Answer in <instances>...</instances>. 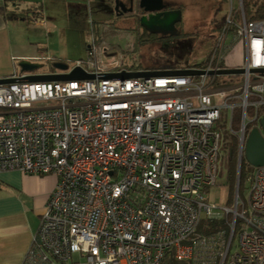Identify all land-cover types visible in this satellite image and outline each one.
<instances>
[{
  "label": "built area",
  "instance_id": "obj_1",
  "mask_svg": "<svg viewBox=\"0 0 264 264\" xmlns=\"http://www.w3.org/2000/svg\"><path fill=\"white\" fill-rule=\"evenodd\" d=\"M229 7L231 43L217 36L206 70L227 68L237 41L245 78L236 84L202 75L0 85V173L57 180L21 264H159L169 250L190 264H264V166L248 174L247 199L237 177L231 206L205 200L216 181L220 110H230L231 128L241 108L232 131L238 173L246 111L257 121L264 106V75L249 72L264 69V20ZM107 51L105 42L87 50L95 76L118 73Z\"/></svg>",
  "mask_w": 264,
  "mask_h": 264
},
{
  "label": "crops",
  "instance_id": "obj_2",
  "mask_svg": "<svg viewBox=\"0 0 264 264\" xmlns=\"http://www.w3.org/2000/svg\"><path fill=\"white\" fill-rule=\"evenodd\" d=\"M47 1L0 0V79L18 76L20 61L26 60L33 63L36 58L40 57L46 61L54 59L55 55H52L51 52L57 53L55 48L48 45L46 40L45 42L40 41V39H45L40 35L41 28L50 23L47 10H41L40 6L41 3L44 5V2ZM110 1L111 7L106 0H86L84 4V0H64L63 6L66 12L63 11L64 14L61 17L71 18L72 21L68 22H76L79 14H85L89 8L98 10L100 4L103 17L100 12L97 14L100 17H96L99 19L102 17L104 21L111 19L115 22L117 19L110 11L112 0ZM209 2L217 4L216 0H209ZM20 9L22 10L20 11ZM191 11V9L186 11V21L195 15L193 11V15L190 14ZM92 17L91 13L86 21L89 31L91 30ZM127 21L130 22L129 19H126ZM218 22L220 21L218 20ZM129 25L130 23L127 26ZM91 33L90 38H95V34L92 33L94 34L92 38ZM120 35L126 36L129 44L132 45L130 35ZM86 40L82 46L84 57ZM44 51H47V56L43 54ZM231 58V56L228 58L227 65L229 67L237 66L238 62L232 66L229 64ZM56 181L52 175H27L18 171L0 173V264H21L26 251L33 243L40 217ZM52 264L61 263L53 261Z\"/></svg>",
  "mask_w": 264,
  "mask_h": 264
},
{
  "label": "rangeland",
  "instance_id": "obj_3",
  "mask_svg": "<svg viewBox=\"0 0 264 264\" xmlns=\"http://www.w3.org/2000/svg\"><path fill=\"white\" fill-rule=\"evenodd\" d=\"M106 1L107 4L111 7V1L110 0H106ZM85 2L86 0H84L83 4ZM233 3L236 6V0H233ZM63 5H64V0L63 1L48 0L47 2H44V5L42 3L40 4L41 10H47L46 13H48V20H50L49 21L50 23L43 25L44 27L41 28L40 35L45 39H40V41L45 42L46 40L48 45H50L52 48H55V50L57 51V53L51 52L52 55H55L53 56L54 59L52 61H47L48 63L45 62V64H42L44 66V68L42 69L43 71H49V66H51L52 63L63 62L71 66L74 63V61L80 60L84 57V48L82 46L84 40L90 38L89 26L88 23H86V21L91 13L93 15L92 20L94 21V23L100 24L99 32H103L102 31L103 26L101 24L102 21H104V19L102 18L103 10H101L102 6L100 4L98 5V10H96L95 8L94 10L89 8L90 12L88 11L85 14H79L77 16L78 21L72 23L68 22V21H72L71 18L61 17V15L64 14L63 11L66 12V9ZM207 5H208V0L204 2V8ZM226 8L227 10L229 9V5L227 7V3H226ZM21 10L22 9H20V11ZM99 12L100 15L102 16L100 19L97 18L100 17L97 16ZM190 14H192V11ZM216 17L219 20L220 16H216ZM216 22L217 21H215L214 23ZM216 31H213V34L209 38H207V42L205 44L199 42L197 44V47L193 49L192 53L190 55H187L188 59H186L184 56L174 55L172 59V65L169 66L185 68L190 59H192V61L195 63H200L203 60V58L206 56L208 52V47L209 45L212 44V36L214 37ZM103 33L107 35L116 34L115 32L109 30L106 27L104 28ZM120 36L121 38L119 43L124 47H130L131 45L129 44L127 37L124 35H120ZM109 40H112V38L110 37ZM236 52L234 53V57L231 56L232 57L230 61L231 63H229L231 66L235 65L236 62H238V64L236 65L239 66L242 64L244 60L242 44L238 46ZM43 54L46 56L48 55L47 51H44ZM140 55L142 56V60H140V62L143 65L144 69L148 67H152L154 65H160L166 62L162 58V56L158 53V51H156L155 49H150L148 47L144 48V50L140 52ZM41 63L43 62L41 61ZM243 78H245L244 75L223 77V79L225 80H232L233 83L235 84L238 83ZM193 104L194 107H197V103L195 100H193ZM230 115L231 112L229 109L222 108L220 110V119L216 122L215 129L220 135V150L218 157L216 182L213 187H210L207 190L206 193V199L208 200V202L213 203L220 207H224V206L229 207L232 205L233 200L229 202V196H228V176L232 175L233 173L237 174L238 139L237 136L234 133H232V131L237 132V130L235 129L233 130L230 128ZM232 147L234 151V156H233V160L230 161L228 159V153ZM243 166H245V161L243 162ZM250 168L251 170L253 169L252 167ZM248 192H249V183L246 179H244V183L242 185V190H241L242 194L240 196V199H247ZM67 264H73V262L69 261Z\"/></svg>",
  "mask_w": 264,
  "mask_h": 264
},
{
  "label": "flooded vegetation",
  "instance_id": "obj_4",
  "mask_svg": "<svg viewBox=\"0 0 264 264\" xmlns=\"http://www.w3.org/2000/svg\"><path fill=\"white\" fill-rule=\"evenodd\" d=\"M204 2H206V0H195V2L194 0H162L164 8L160 11L159 14L161 15H158L159 17H157V20L164 18L163 14L165 12L181 11V17L179 21L174 24V29H172L171 25L167 22L162 24V22L157 20L150 21V17L155 18V15L158 13L148 12L145 8L140 7V0H112L111 12L115 17L121 15L119 16L120 18H124L125 20L129 19L130 22H126L127 25L130 23L128 26L129 28H136L137 30L144 32L147 42L146 46L148 48L158 51V48L162 43L157 40V36L162 32L167 39V42L163 44L165 49L173 51V53H171L175 56L180 55L188 59L187 55L192 53L193 49L197 47V44L199 42L205 44L207 38H209L213 34V31H216L219 27L218 22H214L217 20L216 16L221 17L222 15V11L217 8L222 0H220L219 5L217 4L216 6H214V3L211 4L208 0V5L205 8ZM116 5L117 7L115 8ZM190 9L195 15L189 19L190 23H187L189 21H186L187 16L185 13ZM145 19L148 21L147 29L143 28L141 25L142 22L146 23ZM148 29H156L161 32H150ZM193 31L200 32L204 38L191 36L190 33ZM193 65L194 62L190 59L187 66Z\"/></svg>",
  "mask_w": 264,
  "mask_h": 264
},
{
  "label": "water",
  "instance_id": "obj_5",
  "mask_svg": "<svg viewBox=\"0 0 264 264\" xmlns=\"http://www.w3.org/2000/svg\"><path fill=\"white\" fill-rule=\"evenodd\" d=\"M117 5L115 6V8ZM140 7L145 8L148 12H156L163 10L162 0H140ZM161 15V14H160ZM164 18L157 20V15L155 18L150 17V21L157 20L164 24L165 22L169 23L174 29V24L177 23L180 19V13L178 11L165 12L163 14ZM143 21V19H142ZM146 23L142 22V27L147 29V20ZM150 32H161L156 29H148ZM19 75L0 79V85L5 84H16V83H45V82H64L72 80H93L98 78L100 80H126V79H135V78H150L158 76H191L197 77L200 75L206 74L204 71L200 70H156V71H142V72H121V73H111V74H102L95 76L94 74L86 73L82 68L76 67L70 73L63 75H56L53 73H47L43 71V65L35 64L30 61H20L18 63ZM52 68L60 71H68L69 66L64 63H53ZM244 69L237 68H228L219 71H210L207 73L208 76H232V75H242L244 74ZM250 73H258L264 75V69H253L249 71ZM24 74V75H22ZM29 74V75H27ZM243 158L246 163L254 168L264 166V116L259 122V128H253L247 135L245 141V147L243 152Z\"/></svg>",
  "mask_w": 264,
  "mask_h": 264
},
{
  "label": "bare ground",
  "instance_id": "obj_6",
  "mask_svg": "<svg viewBox=\"0 0 264 264\" xmlns=\"http://www.w3.org/2000/svg\"><path fill=\"white\" fill-rule=\"evenodd\" d=\"M216 1H217V4L219 5V1L218 0H216ZM239 1L241 2V8L238 6L237 3H236V6H235V4L234 3L232 4L231 1L225 0V2L231 6L233 14H235V15L240 13V12L244 13L243 0H239ZM177 11L180 13V17H181V11H179V10H177ZM156 12L158 13V15H160L159 14L160 10L156 11ZM119 16H121V15H118L116 17V19L119 18ZM35 21H37V19H35ZM216 21L218 22V19ZM218 25H219V22H218ZM223 26L224 27H221L220 31L217 33V36L220 35V37H221V36L224 35V37L226 38L227 44H230L231 43V35L234 32V29H232L231 27L228 28L229 25H228L227 21H225V25H223ZM222 33H223V35H222ZM131 34H132L131 39H133L134 42H132V45L130 47H124V46H122L119 43L120 42V38H121L120 33H116L114 35H107L105 33H101L100 37L105 40L104 42L106 43L107 48H108V51H107V54H106V58L115 66V68L117 69L118 73H121V72L156 71V70H148V69H146V70H136V68H138V59H140V60L142 59V56L140 55V53H138V49L137 48H142V49L145 48L146 45H147V42H146V37H145L144 32L139 31L136 28H133V29H131ZM190 35L193 36V37L204 38V36L200 32H196V31L191 32ZM217 36H216V38H217ZM110 37L112 38V40H109ZM216 38L214 39V42H213L215 44L217 42ZM157 40L162 43L159 46V48H158V53L162 56V58L166 61V63L168 65H172L173 55H172L170 50L165 49V47L163 46V44L167 42L165 34L161 32V34H159L157 36ZM101 43H103V42H100L98 44V42L96 40H93L91 38L87 39L86 42H85V45H86V47H85V57H86V53H87L88 48L92 49V50L96 49L97 46L100 45ZM239 45H240V43L237 42V41H236V43L232 42V44H231V47H232L231 56L232 57H234V53L236 52V49L238 48ZM213 50H216L215 49V45L214 46L209 45L208 51L211 52ZM85 57H84V59H85ZM84 59L82 58L80 60L74 61V63L71 66H69L67 64L69 66L68 71H60V70H57L55 68L53 69L52 68L53 64L50 63L52 66H49V71H45V72H47V73H53L54 72L53 74H56V75L68 74L74 68L78 67L77 63H82V64H85V65L89 64V67H90V70L92 71V73L96 74L98 72V70H99L98 64L96 62H93V61L89 62V61L84 60ZM203 60H204L205 65H206L204 68H200V69L198 68L197 69V68H195L193 66H187L185 68H175V69H170V70H172V71L173 70H200V71L206 72V74H204V75H207V73L210 72V71H207L206 67H208V64L210 62H209L208 57H206V56L203 58ZM41 61L43 63H41ZM45 62L48 63L45 59L40 57V58H36L33 63L42 65V64H45ZM56 63H63V62H56ZM64 64H66V63H64ZM170 67H172V66H170ZM132 69H134V70H132ZM102 74H99V75H102ZM22 75H24V74H22ZM27 75H29V74H27ZM200 76H202V75H200ZM172 77L174 78L176 76H172ZM155 78H158V77H155ZM155 78H152V79H155ZM131 79H133V78H131ZM134 80H138V79L135 78ZM82 82H83V80H72V81H64V82H45V83H61L63 85H67V84H70V83H76V84H78L77 87L80 88ZM5 85H10V84H5ZM78 97H79V95H74L73 98L75 99V98H78ZM261 108H264V106L261 107ZM261 108H260V110L258 112L257 121H253V122L249 121L250 118H252L253 109L252 108L251 109H247L246 115H245V118H244L246 127L249 124H251V125H255L254 128H259V122H260L261 118L264 116V114H260V111L262 110ZM241 121H242V116H241ZM240 125H241V122H240ZM246 127H245V131H246ZM252 168L254 169V167H252ZM239 174H240V168H239L238 173L236 174L238 178H239ZM127 187H128V190L131 188V185H130L129 182H128ZM239 198H240V196H239ZM233 202H234V198H233ZM38 228H39V226H38ZM37 231H38V229H37Z\"/></svg>",
  "mask_w": 264,
  "mask_h": 264
},
{
  "label": "trees",
  "instance_id": "obj_7",
  "mask_svg": "<svg viewBox=\"0 0 264 264\" xmlns=\"http://www.w3.org/2000/svg\"><path fill=\"white\" fill-rule=\"evenodd\" d=\"M217 4H215L214 6H216ZM228 7V4H227ZM243 7H244V17L246 19V21L249 22H254V21H258V20H264V0H243ZM218 9H220V11H222V15L220 17V26L217 29V31L215 32L214 37L212 36V44L211 46H214L215 43H213L214 39L217 36V33L220 31L221 27H224L223 25H225V21H226V17H227V13H226V2L225 0H222V2L220 3V5L217 7ZM110 10V9H109ZM111 11V10H110ZM90 25H91V30L90 32L96 34H92V38L93 35L96 36L95 38H93V40H96L98 42V44L100 42H104V39L100 37V34L104 32V28H108L109 30H112L115 33H120V34H126V35H130L131 34V28H129L126 24V20L124 18H117V21H103L102 22V31L103 32H99V26L100 24L98 23H94L93 20L90 21ZM130 41L134 42L133 39H131L130 37ZM147 47V46H146ZM145 47V48H146ZM138 49V53H140L141 51L144 50V48H137ZM173 53V51H171ZM212 52V51H211ZM211 52H207L206 57H210ZM174 55V54H172ZM142 60V59H141ZM53 64V63H52ZM52 66V65H51ZM205 62L204 60H202L200 63H195L193 67L195 68H204ZM51 68V67H50ZM178 67H170L168 64L163 63L160 65H154L152 67H148L146 69H150V70H168V69H175ZM52 69V68H51ZM143 68L140 59H138V68H136V70H146ZM134 70V69H132ZM220 79H222L221 77H219L217 79V81H219ZM262 110L260 111V114H264V108H261ZM241 108L237 107L233 110L232 112V119H231V129H235L238 130L240 127V122H241ZM255 125H251L249 124L246 127V134L248 135L249 132L251 131L252 128H254ZM233 156H234V151H233V147L229 150L228 153V159L230 161L233 160ZM244 158H242L241 160V166H240V174H239V182H238V194L239 196H241V190H242V185L244 183V179L247 178L249 172H251V166H249L246 161H245V166H243V162H244ZM246 167V168H245ZM236 179H237V175L236 173H233L232 175L228 176V196H229V202H231L234 198V191H235V185H236ZM208 190V189H207ZM206 201H208L205 198ZM204 221L201 220V225H199L198 228V232L199 233H205L203 232V228H202V223ZM159 264H190L187 262H178L174 259L172 252L169 250L166 252V254L164 255V258L161 260V262Z\"/></svg>",
  "mask_w": 264,
  "mask_h": 264
},
{
  "label": "clouds",
  "instance_id": "obj_8",
  "mask_svg": "<svg viewBox=\"0 0 264 264\" xmlns=\"http://www.w3.org/2000/svg\"><path fill=\"white\" fill-rule=\"evenodd\" d=\"M230 8V7H229ZM228 13H229V9H228ZM228 13H227V16H228ZM226 19H227V17H226ZM228 68H237L236 66H233V67H229V66H227V68H225V69H228ZM237 69H241V68H237ZM242 75H244V74H242ZM222 77H226V76H222Z\"/></svg>",
  "mask_w": 264,
  "mask_h": 264
}]
</instances>
